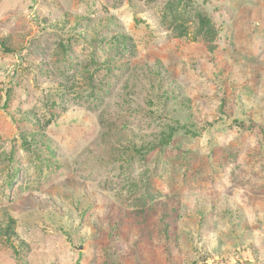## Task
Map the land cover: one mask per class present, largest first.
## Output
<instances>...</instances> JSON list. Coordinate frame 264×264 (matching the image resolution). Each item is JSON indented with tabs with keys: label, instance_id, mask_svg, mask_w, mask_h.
<instances>
[{
	"label": "rangeland",
	"instance_id": "374dc122",
	"mask_svg": "<svg viewBox=\"0 0 264 264\" xmlns=\"http://www.w3.org/2000/svg\"><path fill=\"white\" fill-rule=\"evenodd\" d=\"M1 39L0 264H264V0H0Z\"/></svg>",
	"mask_w": 264,
	"mask_h": 264
},
{
	"label": "trees",
	"instance_id": "16d2710c",
	"mask_svg": "<svg viewBox=\"0 0 264 264\" xmlns=\"http://www.w3.org/2000/svg\"><path fill=\"white\" fill-rule=\"evenodd\" d=\"M0 48L5 51L11 50L10 45L8 44V41L4 39L0 40ZM6 238L9 239V236H7Z\"/></svg>",
	"mask_w": 264,
	"mask_h": 264
}]
</instances>
